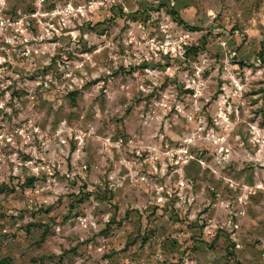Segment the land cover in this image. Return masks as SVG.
<instances>
[{
	"label": "rangeland",
	"instance_id": "1",
	"mask_svg": "<svg viewBox=\"0 0 264 264\" xmlns=\"http://www.w3.org/2000/svg\"><path fill=\"white\" fill-rule=\"evenodd\" d=\"M5 257L264 264V0H0Z\"/></svg>",
	"mask_w": 264,
	"mask_h": 264
},
{
	"label": "trees",
	"instance_id": "2",
	"mask_svg": "<svg viewBox=\"0 0 264 264\" xmlns=\"http://www.w3.org/2000/svg\"><path fill=\"white\" fill-rule=\"evenodd\" d=\"M170 12H171V14H173L174 16H177V18L180 20V22H181L182 24H186L185 21H183V19H181V18L178 16V13H177L176 11L171 10ZM195 29L197 30V28H195ZM72 94H73V98L75 99V95H76L77 93H76V92H73ZM36 179H37L36 176H29V177L26 179L25 184H26L27 186H32V185L35 183ZM0 264H12V260H11L10 258H8V257H5V258H3V259L0 260Z\"/></svg>",
	"mask_w": 264,
	"mask_h": 264
}]
</instances>
